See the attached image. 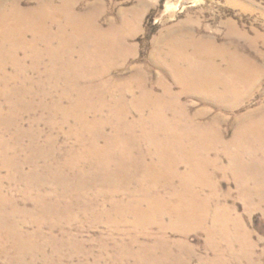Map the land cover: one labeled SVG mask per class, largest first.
Listing matches in <instances>:
<instances>
[{
  "label": "rangeland",
  "instance_id": "1",
  "mask_svg": "<svg viewBox=\"0 0 264 264\" xmlns=\"http://www.w3.org/2000/svg\"><path fill=\"white\" fill-rule=\"evenodd\" d=\"M38 2L0 0V8L17 4L25 11ZM73 3L77 13L95 15L103 32L114 29L116 35L126 38L128 53L106 61L115 66L102 79L89 80L97 88L102 85L107 102L105 115L116 97L110 93L121 80L140 71L146 90L161 94L158 86L161 81L171 89L175 98L172 102L185 110L188 117L203 124L216 120L214 130L223 135V144L203 141L205 144H200L202 151L198 153L202 164L209 166V183L193 186L197 178L188 177L190 183L193 180L189 187L192 194L184 196V202L188 203L192 195L199 201L208 200L207 213L201 225L175 223L168 215L147 223L146 217L138 219L118 208L129 200L138 201V196L124 192V186H112V179L104 174L93 173L92 182L83 187L80 182H87L88 178L71 174L67 164L72 154L82 149L75 144L73 117L63 112L53 115L41 108L43 102L49 105L58 98L53 85L62 84L56 78L46 77L47 71L53 70L46 59L36 71L26 62L27 88L33 94L30 98L22 94L8 98L0 87V104L6 114L3 118L7 117L6 122H0V264H264V146H259L256 138L249 143L229 142L233 135L237 137L241 124L257 121L263 115L264 0H73ZM33 39L32 34H25L27 43ZM172 39L186 44V54L192 51L193 42L201 41L212 47L218 51L216 62L222 67H226L222 55L239 59L244 80L237 77L236 83L230 84L237 96L216 101L197 91L185 92L181 85H176L169 68L153 59L167 52V43ZM41 45L38 50L44 49ZM81 57L76 47L69 63L78 64ZM76 70L92 72L93 65L85 64ZM53 71L55 76L56 70ZM13 73L10 67L6 71L10 76ZM81 82L83 86L90 83ZM12 88L16 87H7L8 91ZM225 90L222 86L218 93L226 94ZM40 93L47 96L40 98ZM139 100L134 101L138 109L146 106L145 101ZM15 101L18 104L8 108ZM147 107H143L146 122L156 113L154 107ZM129 112L132 117L138 115L133 108ZM159 114L164 121L153 117V131L166 138L170 135L165 134L163 126L167 121L173 124L170 130L181 140L169 148L182 161L183 153L190 154L191 147L204 139H196L197 128L187 127L171 106H161ZM164 114H170V118ZM132 122L133 127L139 125ZM105 132L111 134L108 127ZM188 135L191 140L180 143ZM143 149L154 152L153 144H143ZM227 152L238 155L234 165ZM184 170L185 167L180 169ZM131 182L133 185L126 187L135 192L140 187L138 182L143 180L137 176ZM180 185L176 181L174 188L180 190ZM161 195L168 201L166 192Z\"/></svg>",
  "mask_w": 264,
  "mask_h": 264
},
{
  "label": "bare ground",
  "instance_id": "2",
  "mask_svg": "<svg viewBox=\"0 0 264 264\" xmlns=\"http://www.w3.org/2000/svg\"><path fill=\"white\" fill-rule=\"evenodd\" d=\"M26 33L32 34L35 39L27 43L25 41ZM55 43L57 47H54ZM40 44L43 45V50H38ZM126 46V38L116 35L114 29L108 32L99 29L95 15L86 12L77 13L73 0H46V2L39 0L35 7L25 11H21L17 4L5 5L0 8V87L2 93L8 98L19 94H22V97L28 95L30 98L33 94L27 88L29 82L26 79V62L31 64L32 71H36L46 59L49 66L56 70L55 76H53L54 71L51 70V73L47 71L46 77L56 78L62 85L61 87L53 85L58 98L55 96L56 100L49 105L43 102L41 108L53 115L63 112L62 114L73 117L74 137L77 140L75 144L82 149L80 152L75 151V155L72 154L73 156L67 164H70L68 169L71 174L88 178L87 182L85 180L80 182L82 186L90 183L93 173L104 174L109 180L112 179V186L113 184L118 188L124 186V192L138 196V201L129 200V203L119 205L118 208L122 212L133 213L137 218L144 216L147 223H153L156 217L161 220L162 217L168 215L175 223L183 225L200 223L201 225L207 213L208 200L199 201L192 195L189 203L184 202V196L192 194L189 187L193 180L190 183V179L187 178H197L193 186L199 182L201 185L209 183V166L205 163L202 164L198 158V153L202 151L199 146L205 144L203 141L223 144V135L215 133L216 120L203 124L193 117H188L185 110L183 112L178 104L172 102L175 99L174 95L165 83L158 81V86L161 88L159 95L153 89L146 90V82L140 71L135 72L132 77L121 80L118 88L110 93L111 97L114 94L116 97L108 109V115H105L107 102L102 85L97 88L89 80H93L92 78L102 79L110 72L115 65L106 61L118 56H125L128 53ZM76 47L81 51L82 57L80 63L71 64V62L69 63L70 57ZM186 48V44L180 39H172L167 43V52L153 59L169 68L171 79L176 85H181L185 92L188 90L197 91L198 94H203V96L216 101H225L237 96V91L233 90L235 80L237 77L242 82L244 80V74L241 76L242 72L239 71V68L242 67L239 59L222 55L221 57L226 60V67H222L216 62L218 51L206 46L203 42L191 43L192 51L189 54H186ZM20 55L24 57L21 58ZM85 64L93 65L92 72L76 70L81 69ZM59 66L62 68L59 69ZM97 66L102 70L99 71ZM9 67L14 71L11 76L6 74ZM82 80L90 83L83 86L81 85ZM9 85H14L16 88L8 91ZM222 86L226 89L224 92L230 93L229 95L218 93V89ZM40 96V98H45L47 95L40 93ZM128 99H132V101H127ZM136 99H141L145 101L146 106L156 109V113L147 119V122L143 114L146 106L138 109L137 102H134ZM12 103L13 105H7L8 108L18 104L16 101ZM163 105L171 106L187 127L197 128L196 139H204L191 147L190 154L184 152L182 161L174 156L175 150L169 148L173 143L181 140L170 130L173 124L168 121L164 124L163 131L170 135L166 138H161L156 131H153L151 123L153 117L156 121H164L159 114V108ZM0 106V122H6L7 117L3 118L6 114L3 113L1 104ZM130 108L135 109L138 113L135 117L133 116L135 119L129 112ZM164 117L169 119L170 114H164ZM132 121H137L139 125L131 126L134 125ZM178 125L183 126L180 123ZM107 127L111 130V134H106L105 128ZM238 131L237 137L233 135L234 138L229 142L234 144L249 143L256 138V143L263 147L264 110L262 118L257 121L253 120V122L248 120L246 124H241ZM189 140H191L190 135L180 143ZM143 144H153L154 152L143 149ZM227 153L230 162L234 165V162L239 160L238 155ZM182 167H185L184 172L180 171ZM63 168L65 169V165ZM58 172L54 173L56 178H58ZM137 176H140L143 182H138L140 187L134 192L126 186L133 185L131 179ZM176 181L181 182V191L174 188ZM182 183H187V185ZM162 192L168 194V201L163 199ZM173 201L176 202L175 205ZM116 204L114 208L117 207ZM152 214H156V216H146Z\"/></svg>",
  "mask_w": 264,
  "mask_h": 264
}]
</instances>
